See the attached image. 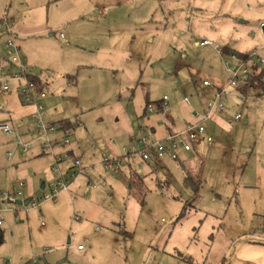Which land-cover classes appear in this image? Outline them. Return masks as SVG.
I'll list each match as a JSON object with an SVG mask.
<instances>
[{
	"label": "rangeland",
	"instance_id": "1",
	"mask_svg": "<svg viewBox=\"0 0 264 264\" xmlns=\"http://www.w3.org/2000/svg\"><path fill=\"white\" fill-rule=\"evenodd\" d=\"M4 13L16 27L42 24L33 40L25 38L32 43L26 50L22 38L20 54L43 59L47 66L37 70L49 74L60 108L78 120L69 137L73 158L88 172L85 186L95 189L89 197L35 199L39 206L28 214L14 204L22 198L0 192V264H264V93L245 88L243 100L227 97L224 111L196 117L203 79L218 85L228 76L216 53L193 43L207 37L264 56V0H0ZM5 42L0 34L3 56ZM0 66L6 70L4 59ZM2 81L10 89L0 93V114L10 93L19 97L11 76L0 74ZM163 97L159 111L155 103ZM146 101L153 111L142 117ZM166 112L178 131L187 123L206 128L212 144L195 147L197 161H189L190 153L181 155L183 165L165 159L167 172L152 170L136 186L126 163L104 170L101 155L124 156L130 132L140 138L151 125L157 134L150 140L163 137ZM5 135L0 132V171L12 167L4 160ZM11 171L0 175V186L16 188L22 167Z\"/></svg>",
	"mask_w": 264,
	"mask_h": 264
},
{
	"label": "built area",
	"instance_id": "2",
	"mask_svg": "<svg viewBox=\"0 0 264 264\" xmlns=\"http://www.w3.org/2000/svg\"><path fill=\"white\" fill-rule=\"evenodd\" d=\"M0 33L5 37V49L6 55L3 56L6 60L7 67L14 68V73H9L8 70L0 66V74L5 76H11L12 80L19 82L18 93L19 98L23 104H34L36 112L33 115L35 122V141H38L41 154L52 155L53 165L51 167V173L54 177V183L50 187L48 192L38 194L30 198L28 204L24 207V211L33 209L38 205L36 200L42 202L55 201L57 196L64 191H67L72 182L75 181L82 173L83 168L79 159H72L71 166L66 170L61 168L63 160L68 157L67 152L54 153L55 147L59 146L63 148L70 142V135L64 132L61 139L57 140L55 137L60 134V129L54 123L45 121L43 106L35 102L36 97H42L43 92H39L33 82H29L30 76H35L33 68L28 67L25 59L19 54V46L15 41V31L13 25V19L3 17L0 19ZM198 47L209 46L221 56L222 65H224L225 72L228 76L227 83L223 86H214L211 82L203 80L202 86L205 88V93L209 97L204 103V110L201 115L197 114L196 117H202V120H206L210 116L217 112L225 110L224 99L227 97L235 96L241 100L244 96L241 90L245 89L249 84V79L257 75L254 70V66L258 65L261 69H264V56L257 50L248 52L245 56H238L234 51L225 54L223 47L211 40L202 39L197 43ZM7 81H2L0 84V92L5 94L9 91ZM167 98L163 97L162 107H165ZM184 103L190 104L188 97L184 98ZM148 112H152V106H148ZM235 120L240 119V115H235ZM181 131H176L171 134H167L163 138L155 139L151 141L146 135H141L134 142L128 144L130 147H124L122 152L124 156L107 158L104 154L101 155L104 170H109L110 166L118 170L125 164V159L138 158L140 161L156 163L161 162L164 159L177 161L180 160L182 154L193 153L195 146L201 142L211 145L212 139L207 135L206 128L202 122L194 124L187 123ZM0 130L6 135H13L12 129L6 123L0 124ZM31 143L17 142L22 154H27L30 150ZM12 152L7 153L8 159L12 158ZM23 182L19 181V186H22ZM88 186L95 188L90 182ZM20 191L7 193V198L14 200L15 197L20 195ZM36 199V200H35ZM2 219L0 218V225ZM81 250V247H78Z\"/></svg>",
	"mask_w": 264,
	"mask_h": 264
},
{
	"label": "crops",
	"instance_id": "3",
	"mask_svg": "<svg viewBox=\"0 0 264 264\" xmlns=\"http://www.w3.org/2000/svg\"><path fill=\"white\" fill-rule=\"evenodd\" d=\"M167 1L168 0L163 1V2L165 3ZM18 14H20V13H18ZM2 15H1V17H2ZM102 15H103V13L99 10V16H102ZM110 15H111V13H110ZM1 17H0V19H2L3 17H7L11 20L13 19V17L10 18L5 13H4L3 17L2 18ZM46 24H47V22H46ZM13 25H14V19H13ZM262 25H264V23H262ZM186 26L187 27L190 26L189 21H186ZM39 27L42 28V24L36 25L31 20H29L27 23H23L22 25L17 26V27H16V25H14L15 41L17 42V44L19 46V54H20V51L22 48V44L20 42V41H23L22 38H24L25 44L23 45V47L26 50L27 46H29V45L32 46V43L26 44L25 38L29 37V38H32V40H33V36L35 35V31H32V30H36ZM44 29L46 30L47 27ZM49 37H51V35H49ZM59 37L62 38L63 35L60 34ZM204 38L209 39L207 37L199 38L193 42L194 46L198 50L200 49L202 51H205V53H209L206 49H209L210 52H212L213 54L216 53L217 56L219 57L220 61H221V65H222V58L216 52V50H213V48L209 47V46H205V47H198L197 46V43ZM209 40H211V39H209ZM211 41H213V40H211ZM213 42H216L218 44L220 43L218 41H213ZM220 45H222V44L220 43ZM225 47H227V46H225ZM20 56H21V54H20ZM27 56H28V53H27ZM184 57H185V55H184ZM23 58L25 59L26 64H28L34 68L33 69V70H35L34 74H35L38 82L40 83V86H42L41 88H42L43 96L42 97H39V96L36 97L35 102H37L38 104H41L43 106V113L45 112L44 113L45 121H47L49 123H54L57 126H60V128L63 127L65 129V130L62 129V132L60 130L61 133L58 134L55 138L57 140H60L64 132H67V133H69L70 136H72L73 134L71 131H73V130L75 131V129H76L75 126H77L78 120H76V122L72 121V116H69L72 114L67 113L66 110H64L63 108H60L62 103H61V101H59L58 97L54 96L52 93L53 87L50 85V82L47 79V78H49L48 77L49 74H47V73L43 74L40 70H37V69H40V67L45 68V66H47V65L44 63L43 59L37 55H35V57H32L29 55L28 56V58L30 59L29 61L27 60V58L25 56H23ZM0 59H4V57H2V54H0ZM4 62H5L6 69L8 71L11 72L14 70V68H12V67H9V66L7 67V64H6L7 61L6 60H4ZM223 67H224V65H223ZM208 70H210V69L208 68ZM37 72H38V74H37ZM214 76L216 77L217 82L220 81L219 77H217L216 72L214 73ZM193 77L194 76L192 75L191 81L194 82L195 84H198L195 79L193 81ZM74 78H75V76H71V75L68 76V80H71L72 82H74ZM203 80L209 81L206 78ZM209 82H211V81H209ZM211 83L214 86H223L224 85V84H221V82L218 85H215L213 82H211ZM18 85H19V82L16 81V84L14 85L16 94H17V90H18V88H17ZM198 93L202 97H204L203 99H201V97H200V103L204 104V101L207 98H209L206 96L207 94L205 93V89L203 87H201L200 90H198ZM1 94L6 95L7 93H5V94L1 93ZM11 94L12 93L9 94L10 96L7 99L6 107L3 108L1 106L3 110L1 111L2 113L0 114V124L6 123L7 125H9L11 127L12 132H13V136H12L13 138H8L7 137L8 135H5L6 139H4V142L6 144V147H10V148L8 150H6L5 155H4V160H5V164L10 162V165L12 166V167L11 166L10 167L11 168L14 167L15 170L18 169V166H21L22 167V175H21V179H17V181L15 182L16 188L14 186H10V188L6 187L8 184L5 183L4 185L0 186V192L6 191L7 193H10L13 191L17 192V190H19L21 194L18 195L17 197L22 198L23 200H21V201L23 203L26 200H28L29 198H33L34 196H37V195H35L36 193L41 194V193L49 191L50 187L53 185L54 180H55L52 173H51V167L54 164L53 163L54 158L52 155H49V154H47V155L41 154V151L39 148V143H38V141H35L36 133H35V129H34L35 122H34V118H33V115L36 112L35 105L34 104H30V105L22 104L21 102H18V99H19L18 94H17V98H16V95H13V94L11 95ZM145 95H144V98H145ZM200 95H198V96H200ZM65 101L68 102V99ZM77 105L78 104H76L74 106L76 108L75 111H77V109H78ZM159 108H160V106H159ZM201 110L202 111L204 110V105H203V108ZM74 113H76V112H74ZM74 113H73V115H74ZM146 113H152V112H148V111L145 112V109H144L142 112V117H146V115H147ZM147 127L149 129V132L147 135H148L149 139H151V136L153 137L157 134V129L151 125L147 126ZM163 128L165 129V135L163 137H165L168 134V132H170V130H173L175 132L178 131L177 129H175L174 119L171 116H169V114H167V112L164 115ZM127 136H128V144L134 142L137 139L135 134H131V132ZM163 137H161V138H163ZM152 139H154V138H152ZM31 141H32V144L30 146L29 152L27 154H22L19 147L17 146V142H21V143H29L30 142L31 143ZM80 143L81 142L79 140L77 142V145H80ZM75 147L76 146L74 145V147H73V143L71 144L70 142L68 145L64 146L63 148H61L59 146L55 147L54 153H63V152L68 153V157H66L63 160V164H64L63 170H66L67 168H69L71 166V161H72L73 157H75L74 156L75 149H76ZM87 148H89V147H87ZM7 151L8 152H10V151L14 152L12 159L11 158L8 159V157H7L8 152ZM190 154H191V157L189 158L190 162H192V161L195 162L198 160L195 151L193 153H190ZM180 158H181V156H180ZM131 162H132V165L136 167V169L134 170L132 168V165H129L128 163L125 162L127 165L130 166L127 168V177H129L130 171H133L138 176H140V178H142L143 183L146 179V175L151 174L152 170L156 171L158 168H160L163 170V172H165V171L167 172L165 163L163 161L156 162V163H149V162L140 161L138 158H132ZM131 162L129 161L130 164H131ZM179 162L182 164L181 160ZM125 166L126 165L124 164V166L120 167V168H125ZM8 168H9L8 165L6 167H3V169L0 171V175L2 173H4L6 176L8 172H12L11 168H10V171ZM183 169H184V167H183ZM82 174H84V175L81 176L82 177L81 179H79V177H78L75 181L72 182L69 189L67 191L63 192L64 194H67L68 197H74L75 198L77 195H79V196L83 195L84 196L85 193H86V196L89 197L91 195L90 189H95V188H91L90 186H88V183H87V186H85L86 177H87L88 172L84 169ZM19 181L23 182L22 186H19ZM45 183H48V184L46 185ZM56 200H57V198L55 199V201ZM22 206H24V205L22 204ZM38 206L39 205H37L36 207H38ZM36 207H34V208H36ZM32 210H34V209H32ZM28 212L25 213V211H24L25 214H28ZM2 225H3V222L0 225V233H1ZM78 247H80V246H78Z\"/></svg>",
	"mask_w": 264,
	"mask_h": 264
},
{
	"label": "trees",
	"instance_id": "4",
	"mask_svg": "<svg viewBox=\"0 0 264 264\" xmlns=\"http://www.w3.org/2000/svg\"><path fill=\"white\" fill-rule=\"evenodd\" d=\"M156 1H158V2H163V1H166V0H156ZM223 50H224V53L225 54H228V53H230V51H233V50H229L227 47H224L223 46ZM235 52V51H234ZM238 56H245V53L243 54V53H237V52H235ZM254 70L256 71V73H257V75L255 76V77H252V78H250L249 79V84L247 85V87H246V89L247 88H251V89H261V91H262V93H264V69L263 68H259L258 67V65H255L254 67ZM9 73H11L10 71H8ZM28 81L30 82H33L34 83V85H35V87H37V90L39 91V92H42V86H40V83L38 82V80H37V78H36V76L34 77V76H30V78L28 79ZM162 103H163V100H161V101H159V102H156L155 104H156V107H157V109L159 110H161L162 111V109L163 108H165V107H162ZM161 105V107L159 108V106ZM148 106H151V104H150V102L149 101H146V106H145V112L147 111V108H148ZM159 110V111H160ZM58 128L62 131V129H64L63 127H61L60 128V126H58ZM65 130V129H64ZM175 131H171L170 130V132H168L169 134H171V133H174ZM147 137H148V135H146ZM149 138V137H148ZM127 159H125V161H126ZM131 162V161H130ZM126 163H128L129 165H131L130 163H129V161H126ZM128 165V167H130ZM129 181H130V185L131 186H136V185H141L142 184V178H140V176H138L136 173H134L133 171H130V173H129ZM184 183H185V185L188 187L190 184H189V177H185V179H184ZM193 190H194V187H191ZM194 192L196 193V191L194 190ZM183 212H184V210L182 211V215H183ZM3 242H2V234L0 233V245L2 244Z\"/></svg>",
	"mask_w": 264,
	"mask_h": 264
},
{
	"label": "water",
	"instance_id": "5",
	"mask_svg": "<svg viewBox=\"0 0 264 264\" xmlns=\"http://www.w3.org/2000/svg\"><path fill=\"white\" fill-rule=\"evenodd\" d=\"M263 32H264V27H263ZM2 57H3V55H2ZM245 122H246V119H244V121H243V124H245ZM35 195H37L38 196V193H36ZM30 201V199H28V200H26L25 202H23L22 203V201H16V205H24V206H26L27 204H28V202ZM8 202H11V201H8Z\"/></svg>",
	"mask_w": 264,
	"mask_h": 264
}]
</instances>
